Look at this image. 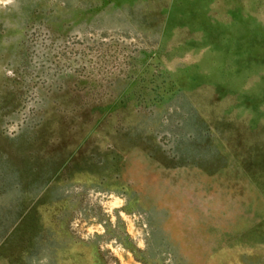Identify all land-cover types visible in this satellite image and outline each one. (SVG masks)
Masks as SVG:
<instances>
[{
  "label": "rangeland",
  "instance_id": "374dc122",
  "mask_svg": "<svg viewBox=\"0 0 264 264\" xmlns=\"http://www.w3.org/2000/svg\"><path fill=\"white\" fill-rule=\"evenodd\" d=\"M0 264H264V0H0Z\"/></svg>",
  "mask_w": 264,
  "mask_h": 264
}]
</instances>
